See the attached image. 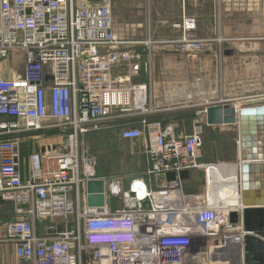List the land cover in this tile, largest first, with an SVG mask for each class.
Here are the masks:
<instances>
[{"label": "built area", "instance_id": "built-area-1", "mask_svg": "<svg viewBox=\"0 0 264 264\" xmlns=\"http://www.w3.org/2000/svg\"><path fill=\"white\" fill-rule=\"evenodd\" d=\"M222 4L257 11L264 0H213L218 21ZM196 24L183 12L171 23L180 36L161 43L180 53L207 51L215 39L191 36ZM136 26L117 27L110 0H0V61L16 50L23 56L22 71L0 76V202L15 215L2 223L0 241L14 245V264H212L241 242L240 227L228 220L234 208L184 193L178 177L207 167L202 112L189 133L161 120L148 132L149 84L135 79L153 66L150 50L143 60L141 42L128 37ZM104 124L121 127V139L147 136L146 178L124 188L80 159L79 137ZM47 129H57L49 136L55 141L38 145L23 166L20 135ZM171 171L176 178L166 181ZM88 179L103 180V205H87ZM37 221H46L43 233Z\"/></svg>", "mask_w": 264, "mask_h": 264}, {"label": "rangeland", "instance_id": "rangeland-1", "mask_svg": "<svg viewBox=\"0 0 264 264\" xmlns=\"http://www.w3.org/2000/svg\"><path fill=\"white\" fill-rule=\"evenodd\" d=\"M93 1L98 3L102 0ZM144 3L145 0H110L115 25L119 28L127 24L137 25L128 37L141 42V44L136 45V48L143 60L147 59L150 50L152 66L156 60V71L160 72V77L164 82H168V80L172 82L173 79H176L180 80L181 85L189 90L199 88L202 92L205 90L204 92L210 93L205 100L194 97L196 98L194 100L201 103L215 101L221 97L228 98L231 94L240 95L245 92L264 91V41L259 43L262 45L260 47L257 41H253L255 46L251 48L249 45H238L234 42L233 55L226 56L223 53L225 48L231 46L230 42L226 41L230 36L241 38L249 33L254 36H264V14L262 12L251 9L248 11L247 7H244L243 10H227L225 4H222L220 21H218L217 13L214 15L213 9L211 17L214 26H216L213 44L207 51H196L188 54L172 50L165 44H155L157 41L149 39L140 25L145 9ZM218 23H220V30H218ZM169 26L173 29L171 24ZM146 41L148 44L145 43ZM220 48L222 49L221 52H219ZM166 57H171V59L163 60ZM22 68L23 56L19 50V71ZM153 71H155L154 68ZM146 78V73L142 72L140 77L135 80L143 82ZM185 109L183 108V112L176 114L174 118L180 122L183 121L185 129L188 131L191 130L192 120L198 119L196 115L198 111L187 112ZM121 130V127L104 124L97 130L89 131L79 137L78 151L80 159L90 161L96 177H104L107 180L119 178L122 184L124 180L123 186L126 188L132 179L146 178L147 175L146 173L143 176L127 174L130 169H138L142 165L140 161L134 159L133 155H130L131 151L139 149L138 146L121 140L119 138ZM203 130L200 151L201 163L206 164V166L223 163L236 164L235 130L230 126H221L220 132L216 133L212 126L207 125L203 126ZM32 136L25 137L27 142L21 147V153L23 147L24 152L27 153V151L37 149L39 143H45L49 139L55 141V139L49 138L47 134ZM50 136L52 137V135ZM28 147L29 149H27ZM22 157L23 166L26 167L28 156ZM194 171L193 176L191 173V177L183 182V191L187 194L205 195L206 170L197 169ZM113 202L112 199L111 207H113Z\"/></svg>", "mask_w": 264, "mask_h": 264}, {"label": "water", "instance_id": "water-1", "mask_svg": "<svg viewBox=\"0 0 264 264\" xmlns=\"http://www.w3.org/2000/svg\"><path fill=\"white\" fill-rule=\"evenodd\" d=\"M223 53L231 56L234 49L225 48ZM236 99L229 96L222 100L202 102L190 110L201 111V123L212 126L216 133L220 132L221 126H230L235 130L239 205L229 211L228 220L232 227L239 226L242 231L239 242L240 259L236 264H264V98L242 101L239 107L236 106ZM178 177L188 180L191 172L181 170ZM175 178V172L165 173L166 181ZM103 188L102 179L86 181L88 206L103 205ZM143 206L147 207V203L144 202ZM119 207L118 200L117 208ZM68 227L71 228V225ZM213 242L221 243L222 240L218 238ZM222 260L233 264L229 263L227 256L222 257Z\"/></svg>", "mask_w": 264, "mask_h": 264}, {"label": "crops", "instance_id": "crops-1", "mask_svg": "<svg viewBox=\"0 0 264 264\" xmlns=\"http://www.w3.org/2000/svg\"><path fill=\"white\" fill-rule=\"evenodd\" d=\"M90 2H94L90 0ZM160 4V5H159ZM164 4V6H163ZM145 9L143 12V17L140 20V25L142 26L145 33L149 39L155 42V44L165 41L167 39L178 38L181 34L179 29H172L169 25L174 21H179L182 13L192 15L196 19V27L194 30L190 31V35L196 38H205V37H213L215 35V26L212 20V10H213V0H145L144 3ZM169 24V25H168ZM167 33V34H165ZM242 44L241 43H238ZM251 44V45H250ZM248 44L251 48L255 46L250 43ZM258 46H262L257 43ZM212 45V44H211ZM210 45V46H211ZM244 45V44H242ZM257 46V45H256ZM235 47V45H234ZM263 50V49H262ZM14 58V60H13ZM169 60L171 57L163 58V60ZM18 61V62H17ZM156 60L153 62V68L155 71L152 72L151 75H147L145 83L149 84V106L152 109V112L148 114L146 117L149 130L151 133L152 125L151 122L154 120H161L166 124H173L175 126L176 133L186 134L191 130H186L184 127L183 121H178L174 117L176 114H179L183 111V108H186L185 111L190 112L192 110L191 107L196 106L198 100H194V97H200L202 94H210L206 92H202L199 88H194L193 90H189L187 87L182 86L180 80L173 79L172 82H164L160 77V72L156 71ZM23 69V68H22ZM22 69L20 71H22ZM16 71L19 73V50L13 51L8 59L0 61V76L5 78L12 75V73ZM142 74V73H141ZM262 92H245L242 95H254V94H263ZM236 95V94H234ZM206 99L205 97L203 98ZM226 99L221 97L222 100ZM186 101V102H185ZM217 101V100H215ZM195 112V111H193ZM194 120V119H193ZM192 120V122H193ZM148 133V134H149ZM151 135V134H150ZM120 138V137H119ZM121 139V138H120ZM51 139L47 140L50 142ZM131 144L138 146V150L131 151L130 155H133L134 159L141 162V168L130 169V172H127L128 175L131 176H143L145 175V170L148 167V161L144 154V143L147 140V136L126 140ZM53 141V140H51ZM45 142V141H44ZM46 143V142H45ZM39 143V145H42ZM139 167V164H138ZM195 171H192V176ZM207 177V176H206ZM138 182L142 183L141 180ZM124 184V180H123ZM122 184V186H123ZM185 184V183H184ZM207 184V179H206ZM155 185V184H154ZM125 188V186H123ZM128 186H126L127 188ZM206 194V193H205ZM206 196V195H205ZM14 212L12 207L4 202H0V237L3 232L2 223L5 220H8L14 217ZM37 231L39 233H43L46 225V221H37ZM64 226L62 223H59V229H62ZM227 257L230 259L229 263L236 264L240 259L239 255V245L236 243H230L226 249ZM15 256H14V245L8 242L0 241V264H14ZM224 264H227L228 261H223Z\"/></svg>", "mask_w": 264, "mask_h": 264}, {"label": "bare ground", "instance_id": "bare-ground-1", "mask_svg": "<svg viewBox=\"0 0 264 264\" xmlns=\"http://www.w3.org/2000/svg\"><path fill=\"white\" fill-rule=\"evenodd\" d=\"M238 42L239 41H237L236 43ZM209 95L210 94H202L201 99L203 100L204 97L207 98V96ZM237 95L238 94L230 95L231 97L237 98L235 100L237 107L240 106V103L242 101L258 100L264 98V93L254 95ZM205 170L207 176L205 195H207V197L211 201H213V203H216L218 207L220 206L224 209L238 208L237 206L239 205V178L237 163H223L218 165H210L207 166ZM212 264H224V262L214 261L212 262Z\"/></svg>", "mask_w": 264, "mask_h": 264}, {"label": "flooded vegetation", "instance_id": "flooded-vegetation-1", "mask_svg": "<svg viewBox=\"0 0 264 264\" xmlns=\"http://www.w3.org/2000/svg\"><path fill=\"white\" fill-rule=\"evenodd\" d=\"M248 11H251L248 9ZM262 12L264 14V6L261 7L259 10H257V12ZM260 24V23H259ZM226 41L230 42V47L234 49V42L236 43L237 41H239L238 43L244 44V45H248L250 43H252L253 41H257L258 43H260L261 41H264V36H254L252 34H246L245 36L239 38V37H235V36H230ZM229 48V47H228Z\"/></svg>", "mask_w": 264, "mask_h": 264}, {"label": "trees", "instance_id": "trees-1", "mask_svg": "<svg viewBox=\"0 0 264 264\" xmlns=\"http://www.w3.org/2000/svg\"><path fill=\"white\" fill-rule=\"evenodd\" d=\"M40 133H41V134H47L48 136H50V135H54V134H56V133H57V129H47V130H42V131H40ZM20 136L23 137V139H24V142L22 143V146H23L24 143L27 142V141H25V139H26L25 137H27V135L21 134ZM22 146H21V147H22ZM28 146H29V144H28ZM22 149H23V152L21 153L22 156H25V155L28 156L29 153L32 152V151H30V152L27 151V153H25V152H24V147H23ZM27 149H29V147H28ZM27 149H26V150H27ZM35 150H36V149H35ZM33 151H34V150H33ZM22 158H23V157H22Z\"/></svg>", "mask_w": 264, "mask_h": 264}]
</instances>
